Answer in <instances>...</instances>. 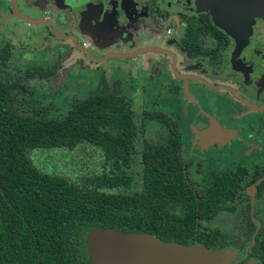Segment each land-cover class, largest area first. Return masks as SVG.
Segmentation results:
<instances>
[{"label": "flooded vegetation", "instance_id": "af4514ba", "mask_svg": "<svg viewBox=\"0 0 264 264\" xmlns=\"http://www.w3.org/2000/svg\"><path fill=\"white\" fill-rule=\"evenodd\" d=\"M3 1L8 5L2 16L10 17L9 0ZM88 1L36 0L39 7L51 3L58 10L50 19L34 18L46 19L49 25L18 19L29 28L44 24V30L37 31L42 45L50 46L51 32L63 43L55 46L62 54L70 53L63 40L75 48L78 54L72 58V67L76 65L82 72L96 71L88 76L85 91L90 87V77L102 73L105 84L119 80L130 105L133 97L147 106L140 111V121L155 122L163 133L157 139L141 141V171L142 152L166 151V158L179 168L180 181L196 208L194 213L190 208L183 213L184 217H194L193 226L180 221L178 231L199 233V237L193 236L192 243H205L220 253H231L230 264H264V191L259 193L258 188L264 181V175L258 177L264 165L250 175L248 170L260 160L258 155L263 162L264 153V23H256L253 33L237 39L213 24L206 0H114L102 18L97 15L96 19L88 17V21L85 17L89 14L78 15L90 10L93 4ZM0 5L4 7L2 2ZM52 19L63 33L56 30L55 23L52 25ZM49 27L58 35L72 36L90 56L69 38L55 36ZM137 39L146 51L133 47ZM7 44L8 58L14 45L6 41L1 48ZM104 56L106 59L94 61ZM83 57L89 58L88 63ZM56 62L41 66H54L55 73L61 68ZM127 73H132L133 78ZM131 111L133 121L132 106ZM131 131L129 187L137 144L133 122ZM173 137L177 146L167 144ZM234 143L238 148L229 155L224 153ZM196 161L203 169H196L192 176L189 169ZM140 180L142 187V172ZM129 187H121V193L133 192L127 191ZM178 222L170 219L173 228ZM70 257L76 264L77 259Z\"/></svg>", "mask_w": 264, "mask_h": 264}, {"label": "trees", "instance_id": "16d2710c", "mask_svg": "<svg viewBox=\"0 0 264 264\" xmlns=\"http://www.w3.org/2000/svg\"><path fill=\"white\" fill-rule=\"evenodd\" d=\"M9 51L8 44L0 48V264H73L71 255L76 264H90L86 236L97 227L214 250L192 243L199 233L177 230L180 221L193 226L194 217L183 213L196 208L166 151L142 152L141 191L121 193L129 187L133 113L119 80L105 84L102 73L91 76L83 97L51 118L36 107L44 96L41 82L55 67L28 66L22 75L6 78ZM21 100L28 111H20ZM174 138L167 144L177 146ZM81 148L98 151L99 170L70 177L32 157L36 151ZM258 188L264 191V181ZM170 219L179 221L174 228Z\"/></svg>", "mask_w": 264, "mask_h": 264}, {"label": "rangeland", "instance_id": "374dc122", "mask_svg": "<svg viewBox=\"0 0 264 264\" xmlns=\"http://www.w3.org/2000/svg\"><path fill=\"white\" fill-rule=\"evenodd\" d=\"M110 1L114 0H89L87 3L93 4L90 10L88 8L87 12L85 10L81 11L83 10L82 8L78 15L83 16L86 13L89 14L85 17L88 21V17L94 18L97 15H99V18H102L104 16V12H106V9H108V6H111L109 4ZM0 2H2L5 7L4 8L0 5V48L4 46L6 41H9L12 45H14L5 64L7 71L5 77L12 78L15 76H20L28 66H41L47 64L48 62L54 63L57 61L56 64L61 65V68L58 69L54 75L41 82L42 86L40 87V90L44 96H39V103L37 104L36 108L38 110L44 111L46 115L51 118H59L63 116L73 102L80 100L83 97L84 91L89 85L88 76L96 74V71L89 70L82 72L78 67H76V65L72 67V58L75 54H78L77 51L74 50L75 48H70L68 42L63 40L64 46H67V48L70 50V53L68 55L62 54L55 46L59 44L62 45L63 43L54 37L51 32H49L52 35L49 36L51 40L48 42L50 46L42 45L40 38L37 39V31L40 32V30H44V24H38L35 26V28H29L30 26H27L24 21L16 17H9V15H5V17H3L2 14L7 11L8 3L7 1L3 0H0ZM17 5L20 13L33 19L38 17H46L50 19L53 11H58L55 10L54 5L51 3L46 4L47 6L44 4L43 7H39L36 0H18ZM80 6L81 5L79 4L78 8H80ZM101 12H103V14H101ZM51 22L52 25H54L55 22L53 19ZM55 27L58 32L63 33V29L58 24L55 23ZM165 32H168L167 28L165 29ZM132 45L135 48H140L143 44L141 40L137 39L132 43ZM143 49L144 47L140 48L139 50L146 51ZM91 53L94 55L92 50ZM83 59L87 62L89 58L87 59V57H83ZM110 76L113 75L110 74ZM127 76L129 78H133L132 73H127ZM20 96L21 98H27V95L24 94ZM130 101L134 112V118L132 122L137 144L136 151L133 155V176L130 187L127 189L129 192L139 190L141 188V165L138 156L141 147V141L146 138L157 139L158 135L163 133V129H161L160 126L155 122H148L144 124L140 121V111L143 107L147 106L137 102L133 97H131ZM147 105L150 107L149 104ZM29 106V104H25L23 100H21V103L19 104L20 111H28ZM236 145L237 143L228 146L224 153L229 155L231 151H233L232 149L238 148ZM96 152L98 151L90 148H81L72 153L36 151L33 153L32 157L37 161V163L44 165L45 168L57 167L58 169L63 170L68 176L73 177L78 174L87 173V171L93 172L99 170L97 164L99 158ZM237 156L238 154H235L234 158L236 159ZM258 157L260 160L254 162L252 164L253 166L251 165L252 167H249V175L254 170H256V168L261 167L262 164L264 165V153L262 156L263 162H260L261 156L258 155ZM253 160L254 157L248 160V164H250V162ZM197 162L199 161H196L192 168L189 169L192 176L196 169H203L200 167V165H197ZM221 255L222 258L219 259L220 264H230L233 258L231 253L224 251V253H221Z\"/></svg>", "mask_w": 264, "mask_h": 264}, {"label": "water", "instance_id": "95a60500", "mask_svg": "<svg viewBox=\"0 0 264 264\" xmlns=\"http://www.w3.org/2000/svg\"><path fill=\"white\" fill-rule=\"evenodd\" d=\"M11 17L20 18L28 23L48 24L46 19H30L21 15L16 0H9ZM206 8L214 25L225 33L242 39L255 30V24L264 23V0H206ZM70 39L88 56L90 54ZM264 33V28H263ZM119 56V55H115ZM107 57V56H106ZM106 57L92 59L100 62ZM90 264H220L219 251L200 245L184 246L173 242H163L148 234L129 233L97 227L86 236Z\"/></svg>", "mask_w": 264, "mask_h": 264}]
</instances>
